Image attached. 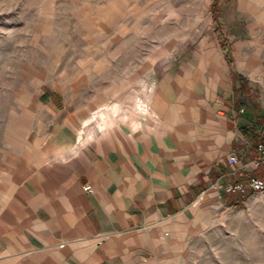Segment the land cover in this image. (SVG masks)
I'll return each instance as SVG.
<instances>
[{
  "label": "crops",
  "instance_id": "1",
  "mask_svg": "<svg viewBox=\"0 0 264 264\" xmlns=\"http://www.w3.org/2000/svg\"><path fill=\"white\" fill-rule=\"evenodd\" d=\"M231 10L230 61L213 32L157 75L139 114L83 122L48 100L5 157L0 264H194V238L242 195L212 184L264 171L249 162L264 141V0Z\"/></svg>",
  "mask_w": 264,
  "mask_h": 264
},
{
  "label": "rangeland",
  "instance_id": "2",
  "mask_svg": "<svg viewBox=\"0 0 264 264\" xmlns=\"http://www.w3.org/2000/svg\"><path fill=\"white\" fill-rule=\"evenodd\" d=\"M213 2L227 35L232 0H0V202L5 157L48 100L83 122L103 108L139 114L157 75L214 38ZM194 239V264H264V193L219 210Z\"/></svg>",
  "mask_w": 264,
  "mask_h": 264
},
{
  "label": "built area",
  "instance_id": "3",
  "mask_svg": "<svg viewBox=\"0 0 264 264\" xmlns=\"http://www.w3.org/2000/svg\"><path fill=\"white\" fill-rule=\"evenodd\" d=\"M254 154L250 159V164L252 167L256 168L262 166L264 170V141H259L255 143L253 147ZM227 160L230 163L236 161L234 155H228ZM215 189L223 190L226 193L230 194H246V193H264V171L262 175H248L247 177L230 183V182H215L212 184ZM81 189L84 192L91 193L93 188L84 184Z\"/></svg>",
  "mask_w": 264,
  "mask_h": 264
},
{
  "label": "trees",
  "instance_id": "4",
  "mask_svg": "<svg viewBox=\"0 0 264 264\" xmlns=\"http://www.w3.org/2000/svg\"><path fill=\"white\" fill-rule=\"evenodd\" d=\"M209 11L211 13V22H212V26H213V32L219 42V45L222 49V51L225 53V55H227L226 59L227 61H230V58L228 57L229 53H230V49H229V45L227 43V39L225 38V36L223 35V33L220 31V24H219V14L218 11L216 9V5L215 3H211L210 7H209ZM231 195H235V194H231ZM249 194H242L239 197H233L232 199L228 200V204L230 206H236L239 203H241V201L246 198ZM236 196V195H235Z\"/></svg>",
  "mask_w": 264,
  "mask_h": 264
}]
</instances>
